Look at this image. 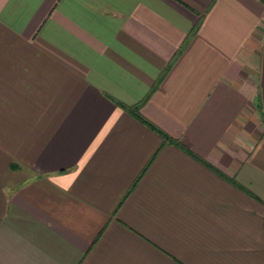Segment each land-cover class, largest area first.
Segmentation results:
<instances>
[{
  "label": "crops",
  "instance_id": "obj_1",
  "mask_svg": "<svg viewBox=\"0 0 264 264\" xmlns=\"http://www.w3.org/2000/svg\"><path fill=\"white\" fill-rule=\"evenodd\" d=\"M0 264H264V0H0Z\"/></svg>",
  "mask_w": 264,
  "mask_h": 264
},
{
  "label": "trees",
  "instance_id": "obj_2",
  "mask_svg": "<svg viewBox=\"0 0 264 264\" xmlns=\"http://www.w3.org/2000/svg\"><path fill=\"white\" fill-rule=\"evenodd\" d=\"M128 109H129V112L130 113H133L134 115L138 116V118L140 120H142L143 122H146V124L150 125V127L156 129L157 131L159 130V132H161V134H162V136H163L164 139H170V138H168V136L166 135V133H164V131L160 127H156L155 125L152 124V122L148 118L143 117L142 115H140L138 113V110H137L136 107H131V108L129 107Z\"/></svg>",
  "mask_w": 264,
  "mask_h": 264
}]
</instances>
